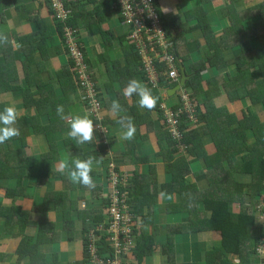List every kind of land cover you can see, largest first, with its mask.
Returning <instances> with one entry per match:
<instances>
[{"label": "crops", "instance_id": "crops-1", "mask_svg": "<svg viewBox=\"0 0 264 264\" xmlns=\"http://www.w3.org/2000/svg\"><path fill=\"white\" fill-rule=\"evenodd\" d=\"M178 1L173 8H163L161 6L162 0H156V4L165 14V21L169 26L168 31L174 37H179L177 53L187 74H195L196 77L197 73L192 72L191 66L205 58L202 50L197 48L198 43H201L203 49L205 41L198 39L199 35L191 31V28L197 25L198 20L195 18V13H190V10L197 8L201 4V0ZM223 1L226 0H217L205 5L208 14L207 21L217 37H220L224 30L230 26V21L222 18L219 13L221 5H224ZM250 1L253 0H245L246 3ZM94 2L95 4L98 3L97 0L93 1V3H90L92 7L95 5ZM85 3L74 4L77 5L74 18L76 20L77 17L78 32L81 33L82 38L84 39L86 36L92 38L91 46L86 47V51L89 56L92 75L104 96V106L101 112L102 120H93L95 127L93 140L90 143L81 144L80 148L82 150L77 152L75 149L70 148L75 146L76 140L67 136L70 130V118L75 115L88 114V111L82 101L80 102L81 93H79V90L74 91L72 79H65V81H62V87L53 90L58 79V73L69 62L63 36L60 34V28L51 4L48 3V5L44 0H0V34L7 37V42L0 43V108L15 106L19 113L17 120L25 116H34L40 122L47 123L50 121V117L54 118L57 124L50 130V132H53V139L46 137V135L39 136L37 148H59L60 150L69 148L61 155L58 162L55 161L57 166L54 164L52 167L55 174L58 175L57 187L53 190V185L56 183L51 185V189L45 184H39L38 178L35 176L38 171L35 170L29 172L24 179L25 194L28 196H17L19 198L16 199V204H10V200L5 199V186L9 184V187H15L18 183L16 184V178L8 180L3 174L0 175V264H33L30 255L19 259L17 249L24 235L36 236L38 228L33 215L35 213L36 217L38 214H43L40 211H45L46 222L49 224L50 230L46 231V238L50 241L52 238L54 241L52 244H39L37 246L39 255L34 257L35 264L41 262H43L42 264H56L58 258H61L63 263H67L61 256V253H63L61 244L73 240L81 242V246L78 256L72 263L79 264L80 261H83V264H90L84 253L85 239L84 232L81 229L83 221L78 220L76 231L69 238L68 232L64 229V219L61 222L62 216L58 218L59 214L55 202L59 196H56V191H62L63 189L67 192L71 191L69 198H66L64 206L66 209L71 204L78 203L81 209L88 206L97 209L102 208L105 212L106 200L103 198V194L114 191L111 183H109L112 169L106 163L107 160L114 162L116 171L127 178L124 187L128 195H130L128 184L132 177V171L136 168L144 176L143 185L140 183V177L138 178L137 194L142 196L140 190L146 188L149 195H153L148 198L146 204H143L142 216L149 215V207L153 206L156 215L155 222L153 219L152 221L155 226H158V231L153 253L146 257L143 264H170L167 255L163 252L164 245L169 241L175 244V262L173 264H206L207 252L213 246H217L220 241L219 238L214 239L213 233L210 232L196 233L194 231L191 233L182 232L181 235L176 234L169 237L168 227L171 229L175 227L189 229L191 225L193 227L196 225L194 222H196L195 218L197 217L194 209L197 206V199L201 196L211 197L218 193L220 185L214 186L217 177H219L218 174L223 172L224 169H229L230 164L227 161L215 162L214 164L211 159L206 160L202 156L197 158L195 155L186 154V158L182 157L181 154H184L186 149L182 150L176 144L178 151L182 153L168 156L169 162L174 167L173 179L170 172L166 170L164 155H159L160 149L168 153V150H165L167 148L166 142H161V137L164 135L161 134V129H163L161 126L164 124L162 120L163 112H150L147 108H141L137 95L129 98L123 94L130 79H136L146 85L144 72V80L139 72L138 65L140 61L137 60L134 51L130 52L131 44L127 41L129 27L121 22L126 31L119 32L116 27L106 21V16L102 23H95L93 30L90 32L88 26L86 27L84 23L85 17L93 16V19L96 20L98 16L95 13L85 15L84 12L87 11L84 10L85 6L83 7ZM67 5L69 3H65V6ZM177 7L178 9H176ZM115 53L116 55H114ZM224 72L226 73V71ZM212 74L215 77L214 72ZM209 75H211L210 72H202L203 85L207 84ZM224 77L228 82V72ZM169 88L165 87L159 92L152 90V93L160 98L166 106L174 108L179 104V100L175 95H168ZM194 96L201 104L199 114V121L201 122L200 118L204 113L207 101L203 95ZM175 97H177V100ZM214 98H216V103H214L215 108L211 109V114L209 113V124L212 123V120L221 121L224 115L222 109L228 101V96L224 91ZM58 99L63 100L61 105L64 107L65 119H61L56 110L49 112L52 110L50 106L53 103L59 104ZM113 101H118L121 105L122 110L119 113H114L111 110ZM244 106L242 102L238 105H235V103L231 105L235 112L241 110ZM89 117L91 118L90 115ZM121 117H129L132 121L133 119L139 121L135 126L136 132L138 131L140 134L135 142L139 159L133 157L137 159L134 162L130 155L125 159L128 144L126 140L120 138L124 130L119 123ZM212 117L216 118L210 119ZM16 126L18 127V124ZM100 126L107 132L103 133L101 130H97ZM220 126H222V123H219ZM105 142H108L109 145L105 146ZM199 145V150L204 152L207 150L210 154L215 149L214 139L209 135L204 137L203 145L200 147ZM89 150H93L95 154L92 155L97 156L96 159L100 160L98 164L95 161L93 163L91 177L95 179V183H93L96 188L92 194H90L92 188L79 183H76L75 186L72 185L73 182L70 180L67 171H61L59 168V164L63 160L85 159L84 154ZM100 152H105L106 157L98 158ZM141 158L147 159V161H141L143 160ZM208 161L209 164L206 166ZM241 161L242 157L240 155L233 158V163L239 164ZM183 165L185 167L182 169ZM182 175L191 183L189 189L179 184L180 178L178 181L175 179L176 176ZM209 177L214 181L213 184L210 182L207 184ZM62 179L63 181H61ZM172 179L174 182L168 187L167 185ZM60 183L62 188L58 186ZM220 184L221 189H223V183L220 182ZM82 191H84L85 196H82ZM46 196L51 198L50 202ZM46 200H48V206L43 208L42 206ZM14 205L16 210L22 207L24 210L31 211L30 220L24 231L21 224L17 222L19 214L13 212L10 217L8 216L9 207L13 206L14 208ZM49 207H51V212L48 211ZM167 211L168 213H166ZM47 212H49V215ZM208 215H211V213L208 212ZM73 216H77V211L73 212ZM8 219L11 221H8ZM53 220L57 221L52 222ZM134 223L139 227L135 221ZM147 229L151 234L150 227H147ZM50 255L52 256L48 258ZM232 260L234 264H246L241 262L239 256H232Z\"/></svg>", "mask_w": 264, "mask_h": 264}, {"label": "trees", "instance_id": "trees-1", "mask_svg": "<svg viewBox=\"0 0 264 264\" xmlns=\"http://www.w3.org/2000/svg\"><path fill=\"white\" fill-rule=\"evenodd\" d=\"M93 1L95 0L77 1V3L86 2L83 5V7L85 6L84 10H87L84 12L85 15L95 13L98 16L96 20L93 19V16L85 17L84 23L86 27L88 26L87 28L90 32L93 30L95 23H102L106 16L113 13L110 9L115 3L114 0H102L97 1L98 3L96 4L94 2L95 7H92L90 3H93ZM214 1L217 0H201V4L197 8L190 10V13H195V18L198 20L197 25L192 27L191 31L199 35L198 39H201L203 42L205 41L203 49L201 48L203 46L201 43L197 45V48L202 50L205 58L191 66L192 72L197 73V76L188 82L185 89L189 90L192 96L203 95L207 103L204 107V113L200 118L199 127L194 131H187L185 134L183 143L186 145V152L181 154V156L185 158L186 154L190 156L195 155L197 158L202 156L206 160L211 159L214 164L215 162L227 161L230 167L218 174L219 177H217V182L214 185H220L218 193L211 197L201 196L197 199V206L194 209L197 217L195 218L196 222H194L196 225L194 227L191 225L189 229H178L177 227L171 229L168 227V236L172 237L176 234L181 235L182 232L191 233L192 231L196 233H213L215 238H219L220 241L217 246H213L207 252L206 264H234L232 256H239L241 262L247 264L249 258L255 255L256 247L264 240V220L262 222L259 221L254 214L255 208L260 203V198L264 192V0H253L248 3L245 0L223 1L224 5H221L219 13L222 18L230 21V26L224 30L220 37H217L211 30V26L207 21L208 14L205 10V5ZM44 2L49 3L47 0H44ZM64 2L69 3L66 8L70 13V18L66 20L65 24L72 26L78 33L77 17L76 20L74 18L77 5H74L76 3H73L71 0H64ZM165 25L168 29V24ZM58 26L60 34L64 39L63 28L65 26L62 23H58ZM174 40L177 49L179 47V37H174ZM236 49H238L237 52H235ZM132 51H134V47L131 46L130 52ZM137 60H139L138 56ZM68 62V65L58 73V79L55 82L53 90L57 87H62V81H65L67 78L73 80L74 91L79 90L74 77V65L69 59ZM86 62L90 64L88 54ZM139 65V72L144 80L142 66ZM204 71L211 73L206 85H203L201 76ZM224 71L228 72V82L225 80L224 76L226 73ZM212 72H214L215 77H213ZM146 86L151 90V93L152 90L156 92L160 91L153 89L147 84ZM41 88L38 89L40 90ZM223 91L228 96V101L222 109L224 115L220 122L212 120V123L209 124V113L211 114V109L215 108L214 103H216V98L214 97ZM153 96L156 97L155 95ZM61 102L63 100H59L58 105H61ZM162 102L160 98L156 97V105L149 111H159L162 113ZM240 102L244 103L245 106L235 112L231 105L233 103L238 105ZM50 108L52 110L49 112H54L57 109V105L53 103ZM2 110L0 108V111ZM215 118L212 117L210 119ZM162 120L164 121L163 117ZM132 122L136 126V123L139 121L133 119ZM219 123H222V126L219 127ZM17 124L20 129V136L16 139L12 138L8 143L4 142L0 144V175L3 174L8 180L16 178V184L18 183L15 187H9V184L5 186V199L10 200V204H16V199L19 197L28 196L25 194L24 179L29 172L37 170L38 172L35 176L38 178V183L47 185L54 162H58L61 155L69 149L37 148L39 136L46 135V137L53 139V132H50V130L56 126L57 122L52 117H50V121L43 123V121L40 122L34 116H25L17 120ZM161 127L163 128L161 129V134H164L161 137V142H166L167 148L165 150H168V153L160 149L159 155H164L166 170L170 172V175L174 179V167L169 162V157L182 152H179L175 146L176 142L172 139L165 122ZM139 135L137 131L133 139L126 140L128 150L125 152V159H127L128 155L132 157L133 162L139 159L135 144ZM207 135L214 139L215 149L211 154L207 150L204 152L198 149V144H200L199 147L202 146L203 139ZM80 146L81 144H76L75 142V146L70 148L80 152L82 150ZM41 151L42 153H40ZM92 154H95L93 150L85 152V159L88 156L97 158V156ZM2 155L4 160L1 159ZM238 155L242 157L241 163H233V158ZM101 156L105 158V152L98 154V158L101 159ZM141 159H143L141 161H147V159ZM111 162V160L106 161L112 169L111 166L114 162ZM207 164H209V161L206 163V166ZM184 167L185 165L182 166V169ZM139 177L140 183L143 185L144 176L136 168V170L132 171V177L128 184L130 191L128 200L135 212V222L139 225L136 230L137 239L133 250V257L137 264H143L146 257L153 253L158 226L154 225L156 211L153 206L149 207V215L142 216L144 210L143 204H146L148 198L153 195H149L146 188L140 190L143 194L142 196L137 194L136 189ZM179 178L181 179L179 184L189 189L191 183L185 179L184 175L175 177L177 181ZM173 179L168 183V187L174 182ZM209 182L211 184L214 183L210 177L207 179V184ZM220 182L224 185L223 189H221ZM56 185L57 183L53 185L52 190L57 187ZM72 185L75 186L76 183H72ZM58 186L62 188L61 183ZM95 188H92L90 194L94 193ZM122 189L125 190V187H121ZM63 190L56 191V196H59L55 202L57 209L65 206L66 198H69L71 192ZM83 192L82 196H85ZM46 197L50 202L51 198L49 196ZM48 200L44 202L43 208H47ZM9 209V217L13 212L19 214L17 222L21 224L24 231L30 220L31 211L24 210L22 207L16 210L15 205L14 208L10 206ZM74 211H77L76 217L73 216ZM40 212L43 214H38L35 217V224L38 228L36 236L29 237L24 235L17 249V257L19 259L30 255L33 264H35L34 257L39 255L37 253V246L39 244H52L54 241L52 238V242L46 238V231L50 230L49 224L46 222L45 211ZM208 212L211 215H208ZM63 214L64 229L68 232L69 238H71V234L72 236L74 235L78 220L80 222L83 221L81 229L84 232V253L88 261L89 252L86 245H88L89 234L96 227L101 226V224L103 225L105 222V212L102 208L97 209L88 206L81 209L80 205L76 203L71 204L67 209L65 208ZM8 221L11 220L8 219ZM147 227H150L152 230L151 234ZM174 248L175 244L170 241L163 248V252L167 255L170 264L175 262ZM79 264H83V261H80Z\"/></svg>", "mask_w": 264, "mask_h": 264}, {"label": "built area", "instance_id": "built-area-1", "mask_svg": "<svg viewBox=\"0 0 264 264\" xmlns=\"http://www.w3.org/2000/svg\"><path fill=\"white\" fill-rule=\"evenodd\" d=\"M57 19L62 23L64 46L68 59L74 65V77L81 93V101L94 121H101L104 97L97 88L90 64L86 62L87 51L81 33L65 24L70 13L64 0H47ZM77 3L78 0H71ZM86 1V0H84ZM102 1V0H97ZM110 9L120 15L124 25L129 27L127 41L134 47L146 84L153 89L174 88L180 78L177 49L174 36L166 28L165 14L156 4V0H114ZM78 31V30H77ZM186 88V87H185ZM182 88L176 92L179 104L169 108L161 104L163 119L172 139L184 150L183 139L187 131H193L199 125L201 104L192 93ZM103 133L107 130L98 128ZM111 183L114 191L103 194L106 200L105 222L89 234L88 248L90 264H137L133 257L136 246L135 213L129 203L128 192L121 190L127 178L115 169L112 163ZM111 169V168H110ZM109 199V201H108ZM254 214L259 221L264 220V192ZM254 257L259 264H264V240L256 247Z\"/></svg>", "mask_w": 264, "mask_h": 264}, {"label": "clouds", "instance_id": "clouds-1", "mask_svg": "<svg viewBox=\"0 0 264 264\" xmlns=\"http://www.w3.org/2000/svg\"><path fill=\"white\" fill-rule=\"evenodd\" d=\"M5 42H7V37L0 34V43ZM123 94L129 98L133 95H137L139 97V106L141 108H147L150 110L156 105V97L152 95L151 90L136 79H130L128 81ZM111 110L114 113H119L122 110L118 101L112 102ZM56 111L61 119L66 118L63 105H57ZM18 114V110L15 106H8L0 111V144L20 135V129L16 126ZM119 123L124 129L120 138L122 140L133 139L136 128L131 118L121 117ZM94 131V122L88 114L75 115L70 118V130L68 131L67 136L76 140L78 144H85L90 143L93 140ZM108 145V142H105V146ZM102 158L103 156H101V159ZM94 161L97 164L100 163V160H97L93 156H88L83 160L78 158L70 161L63 160L60 162L59 168L61 171H67L69 178L73 183H79L85 187L94 188L95 185L91 177ZM161 195H163V193H161Z\"/></svg>", "mask_w": 264, "mask_h": 264}, {"label": "rangeland", "instance_id": "rangeland-1", "mask_svg": "<svg viewBox=\"0 0 264 264\" xmlns=\"http://www.w3.org/2000/svg\"><path fill=\"white\" fill-rule=\"evenodd\" d=\"M177 2H179V1L178 0H162L161 6L163 8H173L175 5H177ZM52 7H53V5H52ZM176 9H178V7ZM120 20H121V17L117 13H111V14H109V16H107V19H106V21H108L112 26L116 27V29L119 32H125L126 31V28L125 27H122L123 22L120 21ZM121 22H122V24H121ZM91 39H92L91 37H87V36L84 38V44H85V46L87 48H88V46H91V43H90L92 41ZM118 51H119V49H118ZM116 53L114 55H116ZM145 82H146V80H145ZM175 96L179 97L178 95H175ZM177 97H175L176 100H177ZM80 102H81V100H80ZM0 103H1V101H0ZM17 137H14V138L16 139ZM8 142H9V140H7L5 143H8ZM4 150L6 151V149H4ZM40 153H42V151ZM2 157H3V155L1 156V159H3ZM54 164L56 165L57 162H54ZM209 171L210 172H214L212 170H209ZM57 178H58V175H56L54 169H52L51 174H50V177H49V182L47 184L50 189H51L52 183H56L58 181ZM92 180L95 183V179L92 178ZM64 210H65L64 207L57 209V213L59 214L58 218L60 216H62V221L61 222H63V219H64V214H63ZM48 211L51 212V207L48 208ZM47 213L49 215V212H47ZM35 215L36 214L34 213V215H33L34 218H35ZM56 221L57 220H53L52 222H56ZM213 238L216 239L217 237L215 238V236L213 235ZM80 246H81V242L76 241V240H73V241H65L64 243H62L61 244V248H62L61 250L63 251V253H61L62 254L61 256L64 259V261L67 262V263H63L62 262V259L61 258H58V261H57L56 264H71L73 262V260L78 256L77 254L79 253ZM51 256L52 255L48 256V258L51 257ZM42 263L43 262L38 263V264H42ZM248 264H259V263H258L257 259L253 256V257L249 258Z\"/></svg>", "mask_w": 264, "mask_h": 264}, {"label": "water", "instance_id": "water-1", "mask_svg": "<svg viewBox=\"0 0 264 264\" xmlns=\"http://www.w3.org/2000/svg\"><path fill=\"white\" fill-rule=\"evenodd\" d=\"M178 61V65H179V69H180V80L179 83L172 89L168 90V95L169 96H174L176 95V92L180 91L182 88H185L188 84V82L195 77V74L192 75H188L186 72V69L184 67V65L182 64V62L180 61V59H177Z\"/></svg>", "mask_w": 264, "mask_h": 264}]
</instances>
